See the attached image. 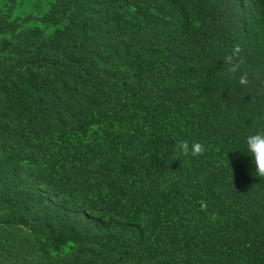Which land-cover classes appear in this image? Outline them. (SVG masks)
<instances>
[{
  "label": "trees",
  "instance_id": "16d2710c",
  "mask_svg": "<svg viewBox=\"0 0 264 264\" xmlns=\"http://www.w3.org/2000/svg\"><path fill=\"white\" fill-rule=\"evenodd\" d=\"M64 8L71 16L61 32L23 35L10 58H0V222L73 233L84 252L77 264H187L190 245L150 242L158 225L141 208V167L127 166L123 176L115 165L139 143L164 166L174 147L169 123L155 133L165 120L150 122L147 136L153 118L139 122V104L169 112L191 81L209 78L220 62L225 80L208 83L220 95L218 108L249 112L253 133L264 132V0H206L196 11L190 0H57ZM191 14L216 31L194 32ZM243 148L201 165L198 180V163L194 178L173 181L175 168H162L160 177H169L171 196L200 190L197 182L217 194L216 180L225 182L219 201L239 207L233 213L248 228L251 259L264 252V225L249 224L252 214L264 218V178L252 175Z\"/></svg>",
  "mask_w": 264,
  "mask_h": 264
},
{
  "label": "rangeland",
  "instance_id": "374dc122",
  "mask_svg": "<svg viewBox=\"0 0 264 264\" xmlns=\"http://www.w3.org/2000/svg\"><path fill=\"white\" fill-rule=\"evenodd\" d=\"M161 4L164 0H157ZM253 2L255 0H245ZM69 1H66L68 4ZM192 11H196L206 3V0L199 2L197 6L193 0ZM154 5V4H153ZM155 6V5H154ZM72 8V7H71ZM163 9V6H160ZM252 8V7H251ZM191 11V12H192ZM70 15V8L57 10V0H0V58L1 60L10 58L11 51L23 35L55 36L61 32ZM190 21L193 24V31L200 33L203 31H216L213 27H208V23L201 21L199 15L191 14ZM248 17V15H245ZM249 19V18H248ZM200 20V21H199ZM3 32V33H2ZM192 39V36H189ZM222 63L217 65L212 75L201 77L198 81H191L182 90V104L171 110L165 111V107L156 106L154 109L148 108L147 104H139V113L147 119L143 133L152 135L148 130L150 122L165 120L161 128H154L158 133L167 127L172 131L174 137V147L169 156L170 160L164 158L166 164L162 165L151 154L153 149L147 153L146 148L137 144V149L131 151V155L124 157L115 165V170H123L121 175L128 174L127 166H139L144 177H146V196L143 197L142 209L146 214L154 215L158 227H154L150 235L151 244L176 241L181 247L191 246L186 259L187 264H244V261L251 260V264H264V252L255 254L249 259V255L244 245L247 227H243L242 216H236L233 212L239 207H234L228 202L220 203V198L224 192L220 188L225 182L218 181L215 192L203 189L196 190L195 186L180 188L178 196H171L168 191L169 177L173 181H185L184 178L196 174V179L201 176V165L216 163L231 158L234 150L241 144L244 145L245 137L253 133L250 114L237 112L235 107L220 109L217 91L214 87H209V80L214 81V85L220 86L225 80ZM211 86V85H210ZM167 118V119H166ZM93 129H96L93 127ZM187 142L189 149L193 143H200L203 151L198 155L185 154L177 150V143ZM129 150H125L127 154ZM126 158H131L128 163ZM233 161L232 159H229ZM234 162V161H233ZM234 167L239 168L236 163ZM162 168L174 169V173L169 177H160ZM166 172H163L165 174ZM182 177L183 179H180ZM139 179V177H138ZM264 181V180H263ZM240 182H242L240 180ZM248 180L243 179V186H248ZM196 184V183H195ZM251 184V183H250ZM252 190L251 187L248 191ZM140 194V192H139ZM137 216L139 218V203H137ZM244 206V203L241 204ZM188 216L184 221L180 217ZM12 219V218H9ZM141 220V219H140ZM250 226L264 225V218L250 215ZM40 230L39 233H37ZM44 228L34 229L29 222L12 221L7 219L0 222V264H77L83 251L79 250L73 233L54 232L45 233ZM177 232L178 239L173 235ZM186 240L185 242H182ZM84 258H86L83 255Z\"/></svg>",
  "mask_w": 264,
  "mask_h": 264
},
{
  "label": "clouds",
  "instance_id": "9594fccd",
  "mask_svg": "<svg viewBox=\"0 0 264 264\" xmlns=\"http://www.w3.org/2000/svg\"><path fill=\"white\" fill-rule=\"evenodd\" d=\"M241 83L244 79L241 78ZM177 150L185 154L193 156L200 154L203 151V146L196 142L189 146L187 142L180 141L176 145ZM243 152L250 158L252 175L264 178V132H255L248 134L244 140Z\"/></svg>",
  "mask_w": 264,
  "mask_h": 264
}]
</instances>
